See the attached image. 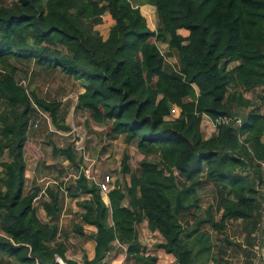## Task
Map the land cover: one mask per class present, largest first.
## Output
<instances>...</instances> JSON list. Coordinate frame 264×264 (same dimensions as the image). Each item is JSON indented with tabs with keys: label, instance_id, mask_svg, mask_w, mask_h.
<instances>
[{
	"label": "trees",
	"instance_id": "trees-1",
	"mask_svg": "<svg viewBox=\"0 0 264 264\" xmlns=\"http://www.w3.org/2000/svg\"><path fill=\"white\" fill-rule=\"evenodd\" d=\"M132 1L0 0V157L8 156L0 160V254L20 264H59L57 256L65 264H106L117 242L127 264H156L157 254L143 246L136 229L146 221L177 264H230L213 254L216 244L203 227L223 234L238 220L240 264H252L264 186V113L243 92L264 87V0H140L155 7V29ZM106 13L114 23L104 39L95 27ZM158 42L167 45L165 53ZM173 55L176 66L167 60ZM18 62L82 81L76 108L107 123L110 139L122 136L154 157L132 171L124 155L121 170L129 181L123 186L106 175L108 202L84 170L66 188L81 207L73 231L95 242L93 257L84 252L81 263L66 257L64 241L56 240L60 186L45 189L46 222L34 205L41 188L25 192L24 148L36 109L58 128L69 127L60 101L30 93L16 79ZM175 107L179 114L171 118ZM204 116L231 120L216 123L206 137ZM52 151L77 163L69 146ZM207 183L215 203L202 208L199 192Z\"/></svg>",
	"mask_w": 264,
	"mask_h": 264
},
{
	"label": "rangeland",
	"instance_id": "rangeland-1",
	"mask_svg": "<svg viewBox=\"0 0 264 264\" xmlns=\"http://www.w3.org/2000/svg\"><path fill=\"white\" fill-rule=\"evenodd\" d=\"M2 1L10 3L12 0ZM149 12L144 10V14L147 16V23L150 28L155 29L159 23L158 17L154 9L151 14ZM104 23L105 25L102 29L105 27L104 30H106L107 25L105 21ZM164 44L158 42V46L163 53L167 51V45ZM167 60L174 66L178 64L176 55L168 57ZM17 65L16 79L30 93L35 92L46 100L60 101V114L65 118L64 124L69 127L67 130L58 128L54 125L48 113L36 109L30 119L24 148L25 192L31 191L36 186L41 188L34 205L36 206L38 217L46 222L49 218L46 216L41 204L47 198L45 189L46 187L60 186L57 218L58 236L56 240L64 241L67 247L66 257L82 259L83 253L86 252L85 247L89 243V238L73 231V225L80 223L79 213L81 212V207L77 204L78 198L69 196L66 193V188L73 183L81 170H84L86 175L90 177V181L100 182L108 175L112 182L117 181L124 186L129 181V175L124 174L121 170V162L124 155L128 156V164L132 171L138 170L140 161L144 157H154L152 155L145 156L134 144L126 143L122 136L110 139L106 135L109 127L107 123L97 124L89 119L88 111L76 108L77 95L84 90L82 81L65 77L58 71L51 72L32 63L27 65L18 62ZM243 93L247 98L254 101L264 113V87L244 90ZM249 108L251 107L242 110V113L248 112ZM177 110L178 108L176 107L172 110L171 118L179 114ZM201 126L206 137L216 130L212 121L207 117L203 118ZM262 139L264 141V134ZM53 145L62 148L71 147L76 154L77 163L74 164L63 156H55L52 151ZM7 159L8 156L5 151L1 155L0 160L4 161ZM102 196L108 202L104 193ZM199 196L202 208H205L208 204H214V187L209 183L204 184ZM260 196V220L255 232L252 234L254 238V256L252 258H257L255 259L256 261L258 258L259 261L264 260V205H262L264 190L260 192ZM125 203L128 204V200ZM182 222L184 225L189 226L192 223V219L189 216H185L182 218ZM205 226L203 228L209 231L212 242L216 244L212 250L216 257L222 258L221 260L230 262V264H240L245 259V255L239 248L241 246L239 244H242V240H244L240 221H230L223 234L215 232L209 225ZM84 227L87 228L85 225ZM136 229L141 243L150 253L157 254L161 251L158 244L162 241V237L158 232L149 230L146 221L138 223ZM225 238H229L232 241L229 246L225 243ZM255 247L259 249L258 253H256L257 249ZM218 249L225 252H217ZM119 260H121L120 264H127L124 247L114 242L104 262L106 264H119ZM0 264L20 263L13 257L0 254Z\"/></svg>",
	"mask_w": 264,
	"mask_h": 264
},
{
	"label": "crops",
	"instance_id": "crops-1",
	"mask_svg": "<svg viewBox=\"0 0 264 264\" xmlns=\"http://www.w3.org/2000/svg\"><path fill=\"white\" fill-rule=\"evenodd\" d=\"M134 4H136L137 6H139L140 7V9H141V11H142V13L144 14V10L145 11H150L149 13L151 14V12L153 11V9H154V11H155V7L153 6V5H151V4H148V3H142V2H140V0H133L132 1ZM144 16L145 17H147L145 14H144ZM103 22L102 23H100V24H98V25H96V29H98L99 31H100V33H101V35H102V37L105 39V38H107V36H108V33H109V28H110V26L114 23V20L112 19V17H111V15L110 14H108V13H106V14H104L103 15ZM147 19V18H146ZM104 21L106 22V25H107V27H106V30H104L105 29V27L102 29V27L105 25V23H104ZM179 33L181 34V35H183V36H187L188 35V33H189V31L187 30V29H180L179 30ZM164 45H166V44H164ZM177 108V107H176ZM178 113H179V108H178ZM205 117V116H204ZM146 224H147V222H146ZM87 228H89V229H91V230H96V228L94 227V226H91V225H85ZM149 229V228H148ZM153 232H156V231H153ZM120 245V244H119ZM94 246H95V242H94V240L93 239H89V243H87V246L85 247V249H86V254H87V256L89 257V258H91V257H93V255H94ZM256 248V247H255ZM257 250H256V253H258V251H259V249L258 248H256ZM160 252H158L157 253V256H158V259H157V263L156 264H177L176 263V260H175V257H174V255L172 254V253H167V252H165L163 249H161L160 248ZM67 251V250H66ZM260 251H261V249H260ZM66 254V253H65ZM72 259H74V260H76L77 262H79V263H81L82 261V259H75V258H72ZM255 259H257V258H255ZM255 259H253V263L252 264H264V260H262V261H259V258H258V260L256 261ZM120 262H119V264L121 263V260H119ZM255 261V262H254Z\"/></svg>",
	"mask_w": 264,
	"mask_h": 264
},
{
	"label": "built area",
	"instance_id": "built-area-1",
	"mask_svg": "<svg viewBox=\"0 0 264 264\" xmlns=\"http://www.w3.org/2000/svg\"><path fill=\"white\" fill-rule=\"evenodd\" d=\"M205 117H207V116H205ZM230 120H231V117L223 116V117L217 118L216 121H212V124H214V126H216V123H221V122L229 123ZM239 123H240V119H236L235 120V124H239ZM261 164H262V167H263V179H264V162H261ZM86 176L88 177V175H86ZM88 178H90V177H88ZM109 180H111V179L109 178ZM97 183L101 187L102 194L103 193L105 194V192L109 189V185L107 184V182L100 181V182H97ZM260 189L263 191L264 190V186L262 188H260ZM262 205H264V201H263Z\"/></svg>",
	"mask_w": 264,
	"mask_h": 264
},
{
	"label": "water",
	"instance_id": "water-1",
	"mask_svg": "<svg viewBox=\"0 0 264 264\" xmlns=\"http://www.w3.org/2000/svg\"><path fill=\"white\" fill-rule=\"evenodd\" d=\"M56 261L59 262V264H65V262H63V260L59 256H57Z\"/></svg>",
	"mask_w": 264,
	"mask_h": 264
},
{
	"label": "bare ground",
	"instance_id": "bare-ground-1",
	"mask_svg": "<svg viewBox=\"0 0 264 264\" xmlns=\"http://www.w3.org/2000/svg\"><path fill=\"white\" fill-rule=\"evenodd\" d=\"M64 264V263H63Z\"/></svg>",
	"mask_w": 264,
	"mask_h": 264
}]
</instances>
